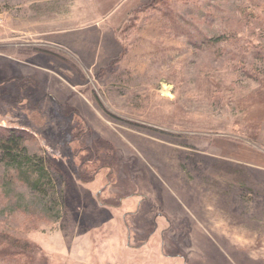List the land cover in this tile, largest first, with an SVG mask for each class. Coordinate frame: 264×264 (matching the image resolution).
<instances>
[{"label": "rangeland", "instance_id": "1", "mask_svg": "<svg viewBox=\"0 0 264 264\" xmlns=\"http://www.w3.org/2000/svg\"><path fill=\"white\" fill-rule=\"evenodd\" d=\"M0 16V128L50 162L56 201L0 161V233L46 264H264V0Z\"/></svg>", "mask_w": 264, "mask_h": 264}, {"label": "trees", "instance_id": "2", "mask_svg": "<svg viewBox=\"0 0 264 264\" xmlns=\"http://www.w3.org/2000/svg\"><path fill=\"white\" fill-rule=\"evenodd\" d=\"M232 34L233 32H230L231 36L228 39V34H217L213 38H207L201 32L198 33L202 44L227 42L233 38ZM26 139L24 131L0 128V161H5V168L11 171L18 181L36 191L44 203L45 213L49 214L52 212L50 203L56 202L53 178L49 172L52 165L43 157L29 153L24 146ZM0 243V264H18V259H22L23 264H46L40 249L33 244L4 233H0Z\"/></svg>", "mask_w": 264, "mask_h": 264}, {"label": "built area", "instance_id": "3", "mask_svg": "<svg viewBox=\"0 0 264 264\" xmlns=\"http://www.w3.org/2000/svg\"><path fill=\"white\" fill-rule=\"evenodd\" d=\"M2 22H3V20H2V18H1V16H0V27H1Z\"/></svg>", "mask_w": 264, "mask_h": 264}, {"label": "crops", "instance_id": "4", "mask_svg": "<svg viewBox=\"0 0 264 264\" xmlns=\"http://www.w3.org/2000/svg\"><path fill=\"white\" fill-rule=\"evenodd\" d=\"M65 41V40H64ZM74 42V41H73Z\"/></svg>", "mask_w": 264, "mask_h": 264}]
</instances>
